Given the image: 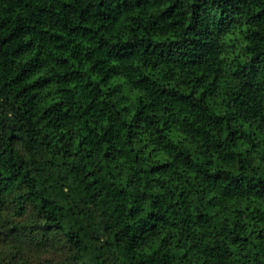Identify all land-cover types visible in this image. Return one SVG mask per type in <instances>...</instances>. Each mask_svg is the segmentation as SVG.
<instances>
[{
    "label": "trees",
    "instance_id": "1",
    "mask_svg": "<svg viewBox=\"0 0 264 264\" xmlns=\"http://www.w3.org/2000/svg\"><path fill=\"white\" fill-rule=\"evenodd\" d=\"M0 264H264V0H0Z\"/></svg>",
    "mask_w": 264,
    "mask_h": 264
}]
</instances>
